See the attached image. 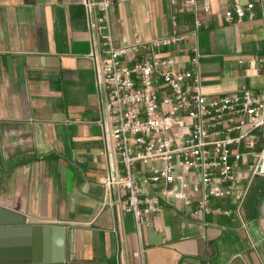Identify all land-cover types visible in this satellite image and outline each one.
<instances>
[{"label": "crops", "instance_id": "crops-1", "mask_svg": "<svg viewBox=\"0 0 264 264\" xmlns=\"http://www.w3.org/2000/svg\"><path fill=\"white\" fill-rule=\"evenodd\" d=\"M211 5L208 14L178 15L180 30L202 20L188 46L199 48L204 93L260 91L262 22L227 23L232 1ZM179 8L171 0H111L115 45L171 35ZM92 36L84 0H0V208L24 219L5 227L40 229L36 250L9 246L4 263L264 264L263 176L254 178L239 217L211 214L205 225L169 206L153 217L155 228L138 229L131 213L103 205L107 164ZM212 206L235 208L231 200Z\"/></svg>", "mask_w": 264, "mask_h": 264}, {"label": "built area", "instance_id": "built-area-1", "mask_svg": "<svg viewBox=\"0 0 264 264\" xmlns=\"http://www.w3.org/2000/svg\"><path fill=\"white\" fill-rule=\"evenodd\" d=\"M171 1L180 2L171 35L116 46L111 0H84L103 103V205L131 213L138 229L155 228L153 217L169 206L204 225L211 214L239 217L254 178L264 177V87L207 96L199 48L188 46L202 20L180 30L178 15L208 14L211 0ZM231 1L227 23L264 26V0ZM214 200L235 208L213 207Z\"/></svg>", "mask_w": 264, "mask_h": 264}, {"label": "water", "instance_id": "water-1", "mask_svg": "<svg viewBox=\"0 0 264 264\" xmlns=\"http://www.w3.org/2000/svg\"><path fill=\"white\" fill-rule=\"evenodd\" d=\"M262 215L264 217V203L262 206ZM23 222H24L23 218H18L17 215L0 208V264H7V263H4L3 261V257L6 254L5 249L9 246H12V247L15 246L14 244H17V243L32 244V246H35V250H36V242H38L39 240L40 229L36 227L34 228L32 227V229L24 228L22 230H16V229L5 227L12 223H23ZM20 238H24V239H21L23 240V242L18 241ZM60 261L61 260H57V262H60ZM11 264H30V263L15 262ZM34 264H36V262H34Z\"/></svg>", "mask_w": 264, "mask_h": 264}, {"label": "rangeland", "instance_id": "rangeland-1", "mask_svg": "<svg viewBox=\"0 0 264 264\" xmlns=\"http://www.w3.org/2000/svg\"><path fill=\"white\" fill-rule=\"evenodd\" d=\"M261 180V178H258L257 181Z\"/></svg>", "mask_w": 264, "mask_h": 264}]
</instances>
